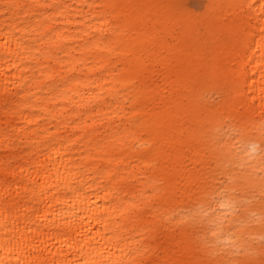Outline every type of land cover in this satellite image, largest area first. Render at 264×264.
<instances>
[{
    "label": "bare ground",
    "instance_id": "6f19581e",
    "mask_svg": "<svg viewBox=\"0 0 264 264\" xmlns=\"http://www.w3.org/2000/svg\"><path fill=\"white\" fill-rule=\"evenodd\" d=\"M167 3L0 0V259L6 264H195L203 254L167 218L195 211L209 228L218 216L237 218L210 198L173 196L217 164L200 140L205 100L193 87L196 57L172 36L164 9L138 15L123 7ZM225 3L233 36L240 10L230 6L253 7L243 16L248 43L226 47L217 86L227 103L213 109L227 124L258 125L264 121V0ZM5 4L19 7L6 12ZM254 163L237 159L223 178L258 217ZM251 233L258 253V223ZM221 246L238 250L227 234Z\"/></svg>",
    "mask_w": 264,
    "mask_h": 264
},
{
    "label": "snow or ice",
    "instance_id": "6c2138e0",
    "mask_svg": "<svg viewBox=\"0 0 264 264\" xmlns=\"http://www.w3.org/2000/svg\"><path fill=\"white\" fill-rule=\"evenodd\" d=\"M3 7L7 12L19 6L5 4ZM105 7L121 6L107 5ZM123 7L133 9L134 13L138 15H143L145 10L164 9L165 23L173 25L185 35H194L198 31H203L206 24L211 27L215 23V17L211 10L217 6L209 4L207 6L208 11H205L204 9L199 10L191 3V0H172L171 3L163 5L132 4ZM230 7L240 10V19L234 22L232 27L235 38L243 47L248 43L246 22L243 16L246 14L245 9H251L253 5L240 3ZM260 10L264 12V3L260 4ZM150 18L155 19L156 17ZM262 45H264V39H262ZM201 115L204 120L200 135L203 151L207 157L212 159L213 163L217 164V167L212 169L202 181L191 188L174 192L173 196L174 198L189 200L210 198V203H220L222 208H233L237 218L229 220L227 216H218L211 222L213 227L209 228L200 214L192 211L187 218L181 217L177 220L176 216L168 217L166 223L168 226H172L173 221H176V227L185 230L189 246L196 252L203 254L195 264H264V121L258 125L244 121L224 124L222 114L207 105L203 106ZM244 157L255 161L252 167L254 171L258 168L260 173L258 184L255 185L260 192L261 212L258 217L255 212H248L246 205L251 204V201L244 200L243 203L237 201L236 197L240 194L234 188L229 191L225 187L226 182L223 179L225 175L223 169L230 167L237 159L243 160ZM244 191L245 193L250 191L248 185L244 186ZM237 205L244 208L243 213L237 211ZM253 223L259 224L261 232L258 253L254 246L256 238L251 233ZM163 226H165L164 223L158 227ZM209 232H211L210 236L208 235ZM225 234L231 239L232 246L238 250L233 251L230 247L221 246L222 237ZM229 254L234 258H223ZM0 264H6V261L0 259ZM137 264H144V262L139 261Z\"/></svg>",
    "mask_w": 264,
    "mask_h": 264
},
{
    "label": "rangeland",
    "instance_id": "374dc122",
    "mask_svg": "<svg viewBox=\"0 0 264 264\" xmlns=\"http://www.w3.org/2000/svg\"><path fill=\"white\" fill-rule=\"evenodd\" d=\"M191 3L199 10L204 9L205 11H208L207 6L209 4L216 5L217 7L211 10L215 17V23L211 27L206 24L203 31H198L194 35H185L171 24L169 31L174 38H179L177 40L179 45L184 43L192 55L196 57L192 62V71L195 76L193 87L198 90L197 94L201 98L200 103L202 104V100L203 102L205 100V105L212 108L218 107L220 110L227 103L228 96L224 93V89L217 86V81L220 80L224 62H227L229 58L226 47L230 42L237 41V39L226 30L228 13L225 12V0H191ZM170 33L168 32V37L171 35ZM168 37V41L173 43L174 41ZM228 65L233 66L230 62ZM153 80L160 83V79L157 77H154ZM3 119L4 114H0V120ZM222 121L224 124L228 122L224 119ZM186 164L188 168H191L188 160Z\"/></svg>",
    "mask_w": 264,
    "mask_h": 264
}]
</instances>
